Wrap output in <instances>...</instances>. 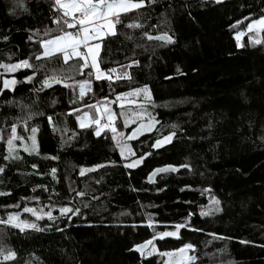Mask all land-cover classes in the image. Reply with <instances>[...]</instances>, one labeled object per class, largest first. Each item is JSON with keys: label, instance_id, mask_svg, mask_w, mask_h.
Wrapping results in <instances>:
<instances>
[{"label": "trees", "instance_id": "1", "mask_svg": "<svg viewBox=\"0 0 264 264\" xmlns=\"http://www.w3.org/2000/svg\"><path fill=\"white\" fill-rule=\"evenodd\" d=\"M52 9V0H0V63L45 66L33 82H24L31 69L15 71L18 83L0 94V220L27 205L58 206L56 219L32 222L39 231L0 223V248L16 254L0 264H163L136 246L175 224L185 225L178 238L153 240L161 252L191 243L195 264H264V29L260 43L247 34L241 46L234 39L264 13V0H145L100 42L98 62L110 80L89 77L91 68L81 75L83 61L35 59L39 41L67 29L63 19L53 23L60 13ZM163 34L171 42L148 39ZM52 73L61 84L37 91ZM82 80H90L83 97ZM145 86L143 110L158 123L128 139L136 156L151 155L127 169L114 133L96 136L97 125L81 128L77 116L109 101L117 131L128 137L140 121L121 124L117 97ZM13 124L23 139L10 146ZM33 127L36 149L23 150ZM170 134L169 143L151 147ZM163 166L176 171L150 180ZM82 168L92 171L81 175ZM65 206L79 212L62 217Z\"/></svg>", "mask_w": 264, "mask_h": 264}, {"label": "snow or ice", "instance_id": "2", "mask_svg": "<svg viewBox=\"0 0 264 264\" xmlns=\"http://www.w3.org/2000/svg\"><path fill=\"white\" fill-rule=\"evenodd\" d=\"M216 3H222L223 0H215ZM147 3H154V0H147ZM53 11L56 13H60V16L53 21V23L59 24L60 19H63L64 25H66L67 29H71V31L65 30L64 27L60 28V34L54 35L50 39H45L39 41L40 48L43 51L36 55V60L44 59H59L61 56L63 58V65H68L70 61H83V63H78V68L80 70V74L83 75L84 70L91 68V71H88V76L91 77L93 72L95 73V79H111L110 75H106L104 71L100 69L99 64L97 63L96 56L98 50L101 47V41H103L106 37L116 36L117 30L116 25L122 23V14H126L133 9H140L145 6V0H52ZM247 19V18H245ZM237 23H241V21H237ZM128 27H140L138 24H130ZM234 27V26H233ZM249 30L259 31L264 29V15H262L258 20L254 19L251 23L248 24ZM243 33H237L235 39L237 40V44L239 46V41ZM7 39V37H5ZM31 39V37H29ZM150 40H164L166 43L171 42V37H168L166 34L161 36L152 37L149 36ZM256 43H260V40H256ZM90 62V63H89ZM44 64L40 65V68L37 69L33 64L30 63L29 60H21L16 63H0V68L4 70V73H13L20 69H31V74L26 75L24 82H33L34 79H39L38 72L43 69ZM115 69H109V73L114 72ZM179 71V70H178ZM63 79H68V77H64ZM0 81H2V86H0V94H2L5 90H13L14 86L18 83V81L12 77L8 78L3 74H0ZM62 78L55 73L45 75L44 79L41 81L42 88L37 89V91H42L43 89L51 88L54 84H61ZM90 84V80H82L78 82V86L80 89V96L83 97L85 95V89ZM64 87H69L70 85L65 83ZM137 93L141 90L136 89ZM145 94L148 93V89L145 86L143 89ZM127 95V94H123ZM117 99H120L118 96ZM89 107H92L89 105ZM73 111H78V109H73ZM87 113L84 114L87 117ZM107 119L109 122L112 121V113H106ZM49 123H52V118L49 117ZM77 120L80 121L81 117L77 116ZM97 124L95 135L99 136L101 132L104 130V127L100 126L99 120H96ZM158 123V121L149 120L147 125H140L138 128H134L132 134L127 138L129 140L135 139L138 135L143 132L150 131L154 124ZM81 128H86L87 124L81 122L79 125ZM127 126V122L125 123ZM27 130V127H25ZM38 131L37 128L33 127L31 132L33 133L32 137L29 139L34 141V134ZM112 131L116 133V128L113 127ZM119 135L124 136V133H119ZM174 134H170L168 136L163 137L162 139H156L154 143L151 144L153 149H157L163 146V144L169 143ZM23 138L20 137L17 133V125H11V135L8 139V144L11 146L14 140ZM113 140H116V136H113ZM119 143V142H118ZM120 146V155L121 158L125 161L124 167L127 169H134L140 166L146 157L150 156L151 153H142L139 156H136L135 152H131V156L135 157L129 161V158L125 156V150L128 148V145L122 144ZM9 157L5 156L4 159L7 160ZM105 165H98L97 167H104ZM35 167V165H33ZM186 167V166H184ZM0 171H3L0 168ZM85 171H92V169H81L80 174L84 175ZM169 171H176V168L173 166H163L157 167L153 170V173L149 174V179L151 180L152 175L156 173H166ZM52 172L55 173L56 169L53 168ZM0 195H5V193H0ZM78 195H83V193H78ZM218 203V202H217ZM25 212H32L33 215L36 216V219H42L41 216L37 215L33 209L25 208ZM60 215L62 217H67L71 219L72 216L76 215L79 212V209L73 210L70 207H61L59 209ZM207 214V213H202ZM48 219L54 220V217L51 212L46 213ZM0 223L10 224L14 228H19L21 232L25 231L26 228L33 229L39 231L40 229L37 227L35 223H27L26 221H18L17 217L10 215L8 220H0ZM149 227H151V222L149 223ZM184 224H175V231H164L158 233L156 236L152 238V240L145 241L144 244L137 245L136 250L139 251L143 256H151L154 253L161 256L166 257L163 261V264H195L198 257L195 255L196 247L191 243L183 244L179 249H173L167 252H161L156 248V245L153 243V240L160 239L163 240L166 237H177L180 229L184 228ZM193 231H202L199 229H192ZM213 236L214 239L218 238L215 234H209ZM150 249V250H149ZM15 253L11 250L4 252L3 248H0V257L3 260H13L15 259Z\"/></svg>", "mask_w": 264, "mask_h": 264}, {"label": "rangeland", "instance_id": "3", "mask_svg": "<svg viewBox=\"0 0 264 264\" xmlns=\"http://www.w3.org/2000/svg\"><path fill=\"white\" fill-rule=\"evenodd\" d=\"M262 15H264V13ZM260 17H258L256 19L258 20ZM253 20H251L249 23H251ZM66 30L71 31V29H66ZM262 30L263 29H261L259 31L249 30L248 25H247L245 30L239 29L234 33V39H235V36L237 33H243V35L247 34L248 37L254 43H256L255 42L256 40H260V41L262 40V36H261ZM243 35L240 38L239 46H241V44H242L241 42H242ZM235 42L237 44L236 39H235ZM99 50H98V53H99ZM42 51H43V49H42ZM98 53L96 56V60H97V63L99 64ZM4 64H7V63H4ZM99 66H100V64H99ZM100 69H101V67H100ZM0 74H3L4 76H6L8 78H12V76H11L12 73H4V70L2 68H0ZM92 76H93V78H95L94 72H93ZM1 83H2V81H0V84ZM89 85L86 87L85 92L88 89ZM143 89L144 88H140L141 91L139 93H137L135 91L136 90L135 89V90H131V91H128L126 93H123V94H127V95H123V94L119 95V97H120L119 106L121 107V109H123L121 112H118V118H120L121 124L125 125L126 122H127V124H131V122H134V121H140L139 122L140 125H142V124L147 125L149 123L150 116H148L143 110V107H144L143 103H145L149 99V93L145 94ZM79 92H80V89H79ZM89 105H87L85 107L86 111H83L81 113V115H80L81 120L78 121V124L80 125V123L83 122V123H86L87 125H91V124H94L96 120H99L100 126L104 127L105 125H107V127H104V129H108L109 131L113 132L112 128L113 127L116 128L115 120L117 118V114H115L114 109L112 108L111 102H109V101L108 102L107 101L97 102L94 105H91L92 107H89ZM124 109H129V110L124 112ZM109 112L112 113V116H113L111 122L108 121L107 115H106V113H109ZM122 112H124V113H122ZM85 113L88 114L87 117L84 116ZM140 125H138V127ZM116 130H117V128H116ZM119 133H122V132L116 131V133H114V135L116 136L115 142H116V145L118 147V150L120 152V146L119 145L126 143L128 145V148L125 150V156L130 157L131 156V149H130L129 144H128V138L126 136L119 135ZM32 136L33 135H30L29 137H32ZM34 141H35V143H33L32 139L28 138L27 141H25L24 143H22L20 145V148L23 150L34 151L36 149L35 135H34ZM57 207H58L57 205H53V204L52 205H44V204L27 205V206L23 207L20 211L11 213L10 215L17 217L18 221H26L27 223H32V222H36L39 220L36 219V216L33 215L32 212H25L24 211L25 208L33 209L37 215L44 217V216H47L46 213H48V212L52 213V209L57 208ZM23 214H25L24 217H22ZM165 259H168V258L163 257V261Z\"/></svg>", "mask_w": 264, "mask_h": 264}]
</instances>
